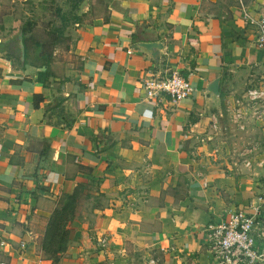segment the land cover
I'll list each match as a JSON object with an SVG mask.
<instances>
[{
    "label": "crops",
    "instance_id": "obj_1",
    "mask_svg": "<svg viewBox=\"0 0 264 264\" xmlns=\"http://www.w3.org/2000/svg\"><path fill=\"white\" fill-rule=\"evenodd\" d=\"M102 2L73 21L47 64L24 57L20 67L3 41L28 21L9 32L17 15L0 0V264H213L206 224L251 203L264 226V166L246 169L233 152L247 140L264 150V120L245 132L209 124L214 114L226 125L232 100L264 85L256 28L234 0ZM243 2L253 19L264 15V0ZM151 41L162 45L153 56L137 47ZM173 68L190 95L145 99L143 78ZM215 78L218 100L206 93ZM73 190L66 246L51 263L39 246L44 223Z\"/></svg>",
    "mask_w": 264,
    "mask_h": 264
},
{
    "label": "built area",
    "instance_id": "obj_2",
    "mask_svg": "<svg viewBox=\"0 0 264 264\" xmlns=\"http://www.w3.org/2000/svg\"><path fill=\"white\" fill-rule=\"evenodd\" d=\"M241 12L242 19L256 28L254 48L264 50V15L253 19L243 0H234ZM145 99L153 104L168 100L174 104L190 95L192 87L189 80L180 72L165 69L162 73L149 72L141 82ZM243 96L232 100L227 107V124L219 125L217 117L210 115V129L214 134L222 133L232 126L236 132H245L247 121L264 120V85H250L243 91ZM242 167L264 166V150L254 140L243 141L233 151ZM260 209L249 203L246 208L225 210L221 221L209 222L204 228V239L213 264H264V226L256 228ZM107 236L101 234L98 246H105ZM2 244V242H0ZM148 262L152 263L151 257Z\"/></svg>",
    "mask_w": 264,
    "mask_h": 264
},
{
    "label": "rangeland",
    "instance_id": "obj_3",
    "mask_svg": "<svg viewBox=\"0 0 264 264\" xmlns=\"http://www.w3.org/2000/svg\"><path fill=\"white\" fill-rule=\"evenodd\" d=\"M31 3H9L2 0L3 6L11 5L18 21L13 22L9 28V32L14 33L22 24L23 17L31 23L27 26L25 35V61L34 67H41L50 61L51 50L64 47L69 42V33L73 29V21H85L84 17H92L102 11V0H78V4L69 3L68 0H55L49 3V0H31ZM69 3V4H68ZM72 4V5H71ZM72 6L69 9V6ZM58 9L59 11H57ZM84 10L85 13L80 12ZM69 15L65 18L60 13ZM25 13V14H22ZM64 13V14H65ZM67 42V44H66ZM65 57H58V61H62ZM67 58V56H66ZM13 63L15 59L12 60ZM47 62V63H45Z\"/></svg>",
    "mask_w": 264,
    "mask_h": 264
},
{
    "label": "trees",
    "instance_id": "obj_4",
    "mask_svg": "<svg viewBox=\"0 0 264 264\" xmlns=\"http://www.w3.org/2000/svg\"><path fill=\"white\" fill-rule=\"evenodd\" d=\"M52 2H54V0H52ZM68 2L72 4H78V0H68ZM71 5L69 6V9L72 7ZM56 10L59 11L58 9ZM64 13H60L62 18H65L69 15L67 13ZM27 25L28 27H30L31 23H27ZM20 29L22 33V41L24 44V57V51L26 47L25 35L27 26L22 25ZM76 198L77 190H73L72 193L64 194L62 197H60L57 200L55 208L46 218V221L44 223L45 228L39 246L41 250L50 257L49 259L51 263L56 262L57 257H59V254L64 250L66 246L69 233L68 223L73 216L76 207Z\"/></svg>",
    "mask_w": 264,
    "mask_h": 264
},
{
    "label": "water",
    "instance_id": "obj_5",
    "mask_svg": "<svg viewBox=\"0 0 264 264\" xmlns=\"http://www.w3.org/2000/svg\"><path fill=\"white\" fill-rule=\"evenodd\" d=\"M83 3V2H82ZM9 40H12L13 42V49L15 52V56L18 58V65L20 67L23 66L24 63V57H23V41H22V33L21 29H19L14 35L9 36L7 39H5L3 42L8 43ZM137 47L144 51L145 53H149V55L153 56V53H151V49H157L159 50L160 47H162L161 43H158L157 41H151V42H140L137 44ZM217 83L218 79L215 78L211 81L206 86V93L212 98L214 97L215 99L218 100V90H217Z\"/></svg>",
    "mask_w": 264,
    "mask_h": 264
}]
</instances>
